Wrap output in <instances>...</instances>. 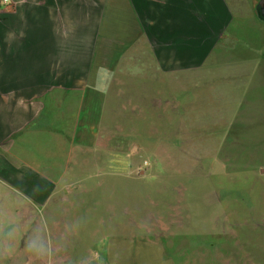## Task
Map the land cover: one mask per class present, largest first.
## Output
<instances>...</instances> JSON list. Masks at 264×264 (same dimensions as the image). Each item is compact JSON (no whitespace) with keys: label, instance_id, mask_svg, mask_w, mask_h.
<instances>
[{"label":"rangeland","instance_id":"1","mask_svg":"<svg viewBox=\"0 0 264 264\" xmlns=\"http://www.w3.org/2000/svg\"><path fill=\"white\" fill-rule=\"evenodd\" d=\"M228 48L240 67L216 83L162 73L148 50L138 58V82L118 85L103 145L66 146L49 195L33 172L32 194L11 203L35 207L1 232L25 241L16 264H264V47ZM174 231L187 238L170 239ZM175 239L187 241L177 254Z\"/></svg>","mask_w":264,"mask_h":264},{"label":"crops","instance_id":"2","mask_svg":"<svg viewBox=\"0 0 264 264\" xmlns=\"http://www.w3.org/2000/svg\"><path fill=\"white\" fill-rule=\"evenodd\" d=\"M258 1L11 0L0 9V195L9 197L0 204V264H16L27 255L16 231L1 232L21 226L16 218L35 207L11 203L32 194L33 172H41L38 178L49 195V181L64 178L66 146L103 145L102 124L114 115L118 85L138 82L143 68L138 58L148 50L162 73L194 70L202 82L216 83L222 71L240 67L237 49L226 47H264ZM146 38L154 47H146ZM238 73L230 75L232 81ZM44 148L50 160L40 153ZM39 210L46 213L48 227L49 205ZM176 234L170 239L187 238ZM186 242H172L174 253Z\"/></svg>","mask_w":264,"mask_h":264},{"label":"water","instance_id":"3","mask_svg":"<svg viewBox=\"0 0 264 264\" xmlns=\"http://www.w3.org/2000/svg\"><path fill=\"white\" fill-rule=\"evenodd\" d=\"M257 16L260 21L264 22V0H259L256 5Z\"/></svg>","mask_w":264,"mask_h":264},{"label":"built area","instance_id":"4","mask_svg":"<svg viewBox=\"0 0 264 264\" xmlns=\"http://www.w3.org/2000/svg\"><path fill=\"white\" fill-rule=\"evenodd\" d=\"M11 4V0H0V9L6 8ZM146 165H150V160L145 161Z\"/></svg>","mask_w":264,"mask_h":264}]
</instances>
